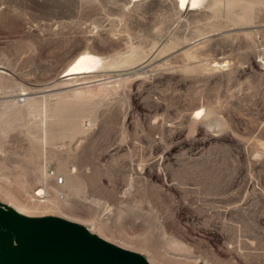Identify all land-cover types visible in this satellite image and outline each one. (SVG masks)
Instances as JSON below:
<instances>
[{"label": "rangeland", "instance_id": "374dc122", "mask_svg": "<svg viewBox=\"0 0 264 264\" xmlns=\"http://www.w3.org/2000/svg\"><path fill=\"white\" fill-rule=\"evenodd\" d=\"M203 1L0 0L2 209L149 264H264V0Z\"/></svg>", "mask_w": 264, "mask_h": 264}, {"label": "water", "instance_id": "95a60500", "mask_svg": "<svg viewBox=\"0 0 264 264\" xmlns=\"http://www.w3.org/2000/svg\"><path fill=\"white\" fill-rule=\"evenodd\" d=\"M56 221L38 224L0 207V230L5 229L7 236L26 246L13 252L6 235L0 236V264H145L97 239L84 240Z\"/></svg>", "mask_w": 264, "mask_h": 264}, {"label": "bare ground", "instance_id": "6f19581e", "mask_svg": "<svg viewBox=\"0 0 264 264\" xmlns=\"http://www.w3.org/2000/svg\"><path fill=\"white\" fill-rule=\"evenodd\" d=\"M139 0H131V2H137ZM177 2V4L180 6V8L182 9H186V10H195V8L200 4H202V2H204L203 0H175ZM102 58V57H101ZM101 58L97 55H94L90 52H85L80 54L70 65L69 67L65 70L64 75H70V74H80V73H85V72H89L92 70V68L96 67L98 64L101 63ZM103 63V62H102ZM99 67V66H98ZM96 69V68H95ZM94 69V70H95ZM93 71V70H92ZM43 190H41L42 192ZM40 195V194H39ZM11 212L16 213L18 216H20L21 218L27 219V220H34L35 223H41L43 224V222H41V220H35L32 219L31 217H26L23 216L20 212L15 211V210H9ZM43 220V219H42ZM45 220V219H44ZM51 220V219H50ZM48 220H45V222ZM52 222V221H50ZM60 223L62 226L68 227L71 230H73L74 232H76L81 238H83L84 240H89L87 239L88 237H86V230L84 229V227L79 226V225H75L72 223H69L67 221H61L58 222ZM101 241V240H99ZM103 243H106L104 241H102ZM107 244V243H106ZM25 245L23 244H19L18 242L16 243V245L13 248V252L15 251H22L25 249ZM130 254V253H129ZM134 257H138V259H140L142 262H144L145 264H149L146 260H144L143 258H141L138 255L135 254H130Z\"/></svg>", "mask_w": 264, "mask_h": 264}, {"label": "built area", "instance_id": "2783aa9c", "mask_svg": "<svg viewBox=\"0 0 264 264\" xmlns=\"http://www.w3.org/2000/svg\"><path fill=\"white\" fill-rule=\"evenodd\" d=\"M56 183L59 184V185H62L63 184V178L62 177H58Z\"/></svg>", "mask_w": 264, "mask_h": 264}, {"label": "snow or ice", "instance_id": "6c2138e0", "mask_svg": "<svg viewBox=\"0 0 264 264\" xmlns=\"http://www.w3.org/2000/svg\"><path fill=\"white\" fill-rule=\"evenodd\" d=\"M182 3H183V0H182Z\"/></svg>", "mask_w": 264, "mask_h": 264}]
</instances>
